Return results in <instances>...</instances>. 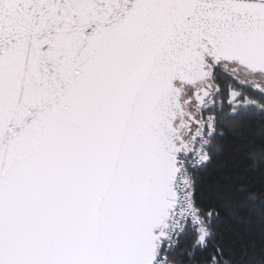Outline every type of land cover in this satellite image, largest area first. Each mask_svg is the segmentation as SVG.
Returning <instances> with one entry per match:
<instances>
[{"label":"snow or ice","instance_id":"obj_1","mask_svg":"<svg viewBox=\"0 0 264 264\" xmlns=\"http://www.w3.org/2000/svg\"><path fill=\"white\" fill-rule=\"evenodd\" d=\"M257 127L264 0H0V264H264Z\"/></svg>","mask_w":264,"mask_h":264},{"label":"trees","instance_id":"obj_2","mask_svg":"<svg viewBox=\"0 0 264 264\" xmlns=\"http://www.w3.org/2000/svg\"><path fill=\"white\" fill-rule=\"evenodd\" d=\"M250 144L251 147L255 150V152L257 153V166H255V170L248 172L247 176H248V181L250 184H256L257 186H259L260 184V172L262 170H264V163H259V154L261 153V151H264V133H261L259 128H255L253 129L252 133H251V140H250ZM248 164H252V161H248ZM250 206H255L257 209V212L259 211V205H253L252 201H249ZM259 225H260V220L259 218L256 219L254 227L256 229V231H259Z\"/></svg>","mask_w":264,"mask_h":264}]
</instances>
